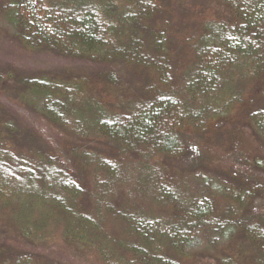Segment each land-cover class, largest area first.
<instances>
[{"label": "trees", "instance_id": "16d2710c", "mask_svg": "<svg viewBox=\"0 0 264 264\" xmlns=\"http://www.w3.org/2000/svg\"><path fill=\"white\" fill-rule=\"evenodd\" d=\"M210 1L0 0L28 51L98 69L19 79V104L114 151L71 148L81 188L0 118V264H63L8 251L24 241L95 264H199L198 231L215 235L213 264H264V151L236 135L264 143V0ZM215 170L234 182L210 185Z\"/></svg>", "mask_w": 264, "mask_h": 264}, {"label": "rangeland", "instance_id": "374dc122", "mask_svg": "<svg viewBox=\"0 0 264 264\" xmlns=\"http://www.w3.org/2000/svg\"><path fill=\"white\" fill-rule=\"evenodd\" d=\"M180 5L187 7H199L204 9L205 6H211L210 0H175ZM2 3L0 2V73H7L9 75V83L5 86H0V118L6 125L15 126L16 138L15 140L18 150L31 156L45 157L52 159L53 162L75 174L81 181H77L81 186H90L89 176H80L72 168H69L68 160L71 148L90 149L103 157L112 158L114 156L113 147L100 141L91 139H78L74 135L67 134L58 126L51 124V122L41 115L36 109H28L17 101V93H20L17 80L36 77L39 75H62L65 77L85 74L88 76L94 75L98 69L94 65L89 68H82L80 64H74L67 61L59 60L49 55H42L35 52L28 51L17 40L13 29L8 25V22L2 15ZM16 98V100H15ZM35 110V111H34ZM240 125V123H238ZM237 125H234L235 128ZM240 141L245 146V149L257 148L264 151V143L254 136L251 130L242 124L237 128ZM194 151L189 152V155ZM182 169L183 167L179 165ZM74 175V176H75ZM220 175V176H219ZM222 176V177H221ZM214 177L234 182L226 177L221 171L215 170L213 175L208 177L210 185H215ZM76 178V177H75ZM226 182V181H224ZM81 183V184H80ZM82 188V187H81ZM215 238V235L198 231L191 239L188 248L191 252L202 251L198 257L199 264H213L210 257H215L216 252L207 251V239ZM219 237L217 236L216 239ZM9 252L20 253L23 251L30 252L34 257L42 258L48 261L58 260L65 264H95L93 261L89 262L80 257L75 250L70 246H65L64 249L59 247H51L43 249L41 247H32L26 241L18 242L15 246H7Z\"/></svg>", "mask_w": 264, "mask_h": 264}]
</instances>
